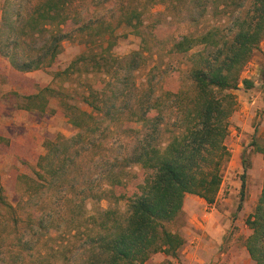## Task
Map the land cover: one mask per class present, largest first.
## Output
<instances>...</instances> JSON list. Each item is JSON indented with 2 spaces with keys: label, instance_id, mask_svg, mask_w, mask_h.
I'll return each instance as SVG.
<instances>
[{
  "label": "trees",
  "instance_id": "1",
  "mask_svg": "<svg viewBox=\"0 0 264 264\" xmlns=\"http://www.w3.org/2000/svg\"><path fill=\"white\" fill-rule=\"evenodd\" d=\"M173 1L179 0H145L142 8H147L149 2ZM189 1L198 5L202 12L207 10L208 4L224 12L228 9L230 17L226 25L212 27L198 35H184L173 43L171 49L181 53L200 47L191 55L192 64L187 72L190 86L169 93L180 100L177 106L163 107L162 96L154 88L136 83L133 72L141 64L139 51L120 58L83 52L57 73L61 75L73 70L101 74L103 79L95 84L89 83L87 93L80 97V102L89 110L73 102L61 101L72 133L46 140L33 175H19L25 200L16 206L8 202L0 178V227L3 238L6 237L9 246L18 250L20 255L27 252L32 256L40 236L50 234L56 215L73 219L76 206L81 210L76 220L83 222H79L81 225L64 224L63 232L68 235L74 232V236L81 235L86 239L82 246L87 254L81 264H147L150 256L157 252L176 256L184 239L169 230L166 224L182 212L187 195H195L207 203L215 200L223 168L230 157L225 138L235 104L231 91L239 82L245 88L254 85L250 79H241L240 74L264 37V0ZM71 2L33 0L28 15L21 12L20 0L14 3V8L5 4L0 20V56L22 73L50 64L70 35V31L63 28L71 18ZM129 14L127 24L138 34L142 11L134 8ZM99 20L89 18L79 23L75 30H89ZM96 34L100 32L96 31ZM34 35L41 41L31 47L28 39L35 40ZM27 46L31 49L28 50ZM259 79L264 81V66L259 71ZM55 92L50 87H43L24 98L34 104ZM31 107L25 105L27 109ZM45 109L44 101L39 110L45 112ZM169 114H174L170 130ZM124 117H130L131 125L126 129L132 132L134 143L128 154L107 164L105 182L94 193L88 183L84 184L74 174V169L93 148L105 147L110 134ZM251 145L264 160V139L260 142L253 140ZM134 164L150 172L132 191H126L123 171ZM247 168L245 163L241 200ZM86 199H106L115 204L123 201L125 210L120 212L109 206L99 211L101 219L98 220L95 214L83 215ZM77 200V205L65 208L66 204H75ZM26 205H30V212L22 219ZM87 220H90L89 224H86ZM83 223L85 231L81 233ZM245 224L251 230L245 240L248 256L252 264H264V175L254 210L246 217ZM26 227L29 234L25 233ZM36 258L40 262L45 259L40 254Z\"/></svg>",
  "mask_w": 264,
  "mask_h": 264
},
{
  "label": "rangeland",
  "instance_id": "2",
  "mask_svg": "<svg viewBox=\"0 0 264 264\" xmlns=\"http://www.w3.org/2000/svg\"><path fill=\"white\" fill-rule=\"evenodd\" d=\"M145 0H72L69 6L70 21L64 30L70 35L62 43V50L48 65L31 72H17L5 57L0 56V178L8 202L16 206L26 199L23 183L19 175H33L38 157L44 152V142L58 135L69 136L72 127L64 115L61 101L76 103L82 109L88 106L80 102V97L87 93L89 83L103 79L101 74L92 75L64 70L79 54L124 57L133 51H139L140 66L133 72L137 84L150 85L162 96V106L169 108L180 103L178 98L169 93L190 86L187 72L192 64L191 55L200 47H193L187 53L173 51L172 45L188 34L198 35L218 25H226L230 14L221 8L208 4L206 11L189 0L172 3L146 4ZM19 0H0V20L5 4L14 8ZM33 0H20V10L28 15L32 10ZM16 6V5H15ZM18 7V6H17ZM137 8L142 11V24L137 34L134 27L127 24L129 13ZM89 18L100 19L89 30L78 31L76 26ZM135 20H133L134 22ZM99 31L100 34H96ZM28 39L31 47L41 39L34 35ZM27 49L29 46H27ZM264 66V37L254 49L252 57L243 66L240 78L250 79L254 85L245 88L239 82L235 89L234 110L229 119V131L225 144L230 152L228 162L222 171L220 189L212 203H207L195 195H187L182 212L166 227L179 233L184 243L176 256L162 252L154 253L147 264H252L245 248V240L251 230L245 224L246 217L254 210L262 187L264 160L259 152L253 150V140L264 139V81L259 79V71ZM43 87H50L56 92L49 94L42 101L30 104L24 97L34 94ZM45 101V112L39 106ZM25 105L32 106L31 109ZM168 129H172L174 114H169ZM130 117H124L110 134L103 149L93 148L89 155L83 157L74 169L84 184L90 186L94 193L105 182L107 164L116 157L128 154L134 143V136L127 130ZM171 125V126H170ZM167 133V132H165ZM165 135V134H164ZM108 161V162H106ZM118 161V160H117ZM244 161V162H243ZM120 162V160H119ZM248 164L244 177V195L241 200V183L243 165ZM150 171L139 164L130 165L123 171L126 191H132ZM77 199V198H76ZM77 202L66 204L77 205ZM30 205L23 207L24 219L30 211ZM124 212L125 203L111 200L86 199L83 202V215L95 214L100 220L99 211L107 207ZM81 210L74 206L75 217L55 218L50 234L40 236L37 250L28 256L20 255L11 248L8 239L0 237V264H81L87 251L86 239L81 235L65 234V225L80 224L76 217ZM86 212V213H85ZM86 221V224H89ZM21 223V222H19ZM85 223V221H84ZM84 223L80 232L85 231ZM81 225V224H80ZM25 233L29 234L28 227ZM44 256L40 262L37 255Z\"/></svg>",
  "mask_w": 264,
  "mask_h": 264
},
{
  "label": "crops",
  "instance_id": "3",
  "mask_svg": "<svg viewBox=\"0 0 264 264\" xmlns=\"http://www.w3.org/2000/svg\"><path fill=\"white\" fill-rule=\"evenodd\" d=\"M9 64V63H8ZM15 70V69H14ZM16 71V70H15ZM18 72V71H17Z\"/></svg>",
  "mask_w": 264,
  "mask_h": 264
}]
</instances>
